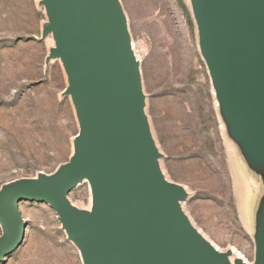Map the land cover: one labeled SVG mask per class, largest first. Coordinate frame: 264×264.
I'll use <instances>...</instances> for the list:
<instances>
[{
    "label": "water",
    "instance_id": "1",
    "mask_svg": "<svg viewBox=\"0 0 264 264\" xmlns=\"http://www.w3.org/2000/svg\"><path fill=\"white\" fill-rule=\"evenodd\" d=\"M198 46L236 158L256 190L249 220L264 264V0H189ZM78 132L66 163L0 187V262L21 245V202L48 205L82 264H248L191 224L187 194L168 182L144 112L139 62L119 0H40ZM89 186V210L68 200Z\"/></svg>",
    "mask_w": 264,
    "mask_h": 264
},
{
    "label": "rangeland",
    "instance_id": "2",
    "mask_svg": "<svg viewBox=\"0 0 264 264\" xmlns=\"http://www.w3.org/2000/svg\"><path fill=\"white\" fill-rule=\"evenodd\" d=\"M39 1L0 0V187L52 174L69 160L78 132L62 66L45 61L54 44L41 38L46 16ZM119 2L163 176L185 190L183 212L215 249L253 263L256 190L227 139L189 0ZM67 197L90 209L87 183ZM20 211L23 241L0 264H82L48 205L21 202Z\"/></svg>",
    "mask_w": 264,
    "mask_h": 264
},
{
    "label": "bare ground",
    "instance_id": "3",
    "mask_svg": "<svg viewBox=\"0 0 264 264\" xmlns=\"http://www.w3.org/2000/svg\"><path fill=\"white\" fill-rule=\"evenodd\" d=\"M84 183H86V181H84Z\"/></svg>",
    "mask_w": 264,
    "mask_h": 264
}]
</instances>
